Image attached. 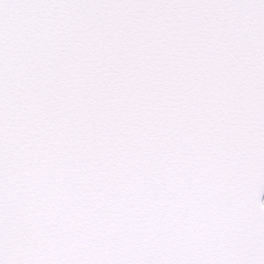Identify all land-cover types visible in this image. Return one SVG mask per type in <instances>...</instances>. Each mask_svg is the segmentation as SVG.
I'll list each match as a JSON object with an SVG mask.
<instances>
[{
  "label": "snow or ice",
  "instance_id": "1",
  "mask_svg": "<svg viewBox=\"0 0 264 264\" xmlns=\"http://www.w3.org/2000/svg\"><path fill=\"white\" fill-rule=\"evenodd\" d=\"M0 264H264V0H0Z\"/></svg>",
  "mask_w": 264,
  "mask_h": 264
}]
</instances>
